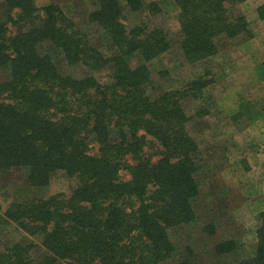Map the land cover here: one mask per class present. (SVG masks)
Listing matches in <instances>:
<instances>
[{
  "label": "trees",
  "instance_id": "trees-1",
  "mask_svg": "<svg viewBox=\"0 0 264 264\" xmlns=\"http://www.w3.org/2000/svg\"><path fill=\"white\" fill-rule=\"evenodd\" d=\"M87 1L101 50L58 6L5 0L0 8V171L24 175L0 214V264H202L176 248L170 230L195 221L200 193V152L180 101L201 97L211 81L197 76L186 88L150 92L149 63L171 48L165 30L126 22L144 0ZM173 1L186 63L250 36L236 12L247 0ZM147 9L157 12L154 3ZM257 13L264 18V2ZM19 22L32 23L9 35L8 25ZM47 47L61 52V66ZM56 174L76 183L69 196L34 195ZM256 235L237 264H264V212ZM214 247L230 254L236 242Z\"/></svg>",
  "mask_w": 264,
  "mask_h": 264
},
{
  "label": "rangeland",
  "instance_id": "rangeland-1",
  "mask_svg": "<svg viewBox=\"0 0 264 264\" xmlns=\"http://www.w3.org/2000/svg\"><path fill=\"white\" fill-rule=\"evenodd\" d=\"M34 1L37 8L58 6L92 46L102 49L101 29L87 18L91 11L87 0ZM144 2L146 8L133 19L127 14L126 22L139 19L159 25L171 45L169 51L149 63V91L183 89L197 76L211 81L201 97L189 94L180 101L189 117L188 131L200 152L195 172L200 193L194 202L195 221L171 229L170 238L180 252H190L188 256L195 262L237 264L256 246L260 215L264 212V18L257 13L264 0H247L236 7V12L246 18L250 36L223 40L217 55L192 64L186 63L178 50L179 11L174 1ZM150 3L156 5L154 16L147 9ZM0 8L6 11L5 0H0ZM31 23L8 25L9 35L28 29ZM47 53L61 66L60 51L47 47ZM5 76L0 74V80ZM120 178L128 180V171L121 170ZM23 179L19 172L0 171V214L12 199L14 185L23 183ZM75 188L73 180L56 174L34 195L69 196ZM221 240H234L236 251L217 254L214 246ZM173 259L165 264H173Z\"/></svg>",
  "mask_w": 264,
  "mask_h": 264
}]
</instances>
